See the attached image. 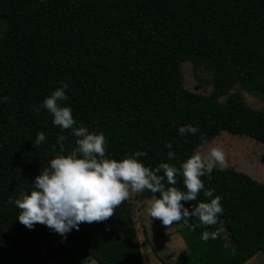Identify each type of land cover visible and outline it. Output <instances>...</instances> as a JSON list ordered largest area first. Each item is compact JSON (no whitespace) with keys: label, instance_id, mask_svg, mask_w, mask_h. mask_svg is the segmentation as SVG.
Returning <instances> with one entry per match:
<instances>
[{"label":"trees","instance_id":"trees-1","mask_svg":"<svg viewBox=\"0 0 264 264\" xmlns=\"http://www.w3.org/2000/svg\"><path fill=\"white\" fill-rule=\"evenodd\" d=\"M185 59L213 70L209 94L183 87ZM61 81L69 85L62 106L72 108L76 127L105 134L110 159L142 151L146 167H180L201 136L209 140L220 130L264 143V111L232 92L239 85L264 99V0H0V264L47 263L66 257L69 246L81 260L135 264L119 241L120 227L131 224L128 200L108 220L83 223L66 238L45 225L25 227L8 203L30 194L59 154L60 135L67 137L65 155L76 146L71 130L55 126L46 109L33 111ZM188 124L200 131L180 135ZM40 132L45 142L35 147ZM201 179L215 189L212 198L222 197L217 224L230 247L219 235L201 238L217 224L189 228L191 264H246L264 254V182L218 168ZM177 181L186 191L183 177ZM210 199L201 191L197 201L182 203L191 211ZM53 242L60 249L43 253Z\"/></svg>","mask_w":264,"mask_h":264},{"label":"clouds","instance_id":"clouds-1","mask_svg":"<svg viewBox=\"0 0 264 264\" xmlns=\"http://www.w3.org/2000/svg\"><path fill=\"white\" fill-rule=\"evenodd\" d=\"M61 86L45 98L42 105L34 107L39 113L46 109L53 116V124L64 130H71L77 139L76 146L65 155L64 142L67 137L60 135L57 144L60 152L50 161V166L42 168L41 175L35 178L30 194L20 193L19 198H9L8 203H14L20 210L19 222L29 229L35 225H45L49 229L66 238L73 229L79 230L83 223L104 222L115 215L114 210L132 194L149 190L159 193V198L153 197L149 202L148 214L159 219L166 227L182 220L187 224L191 218L199 223L189 228L213 226L223 215L222 197L213 194L215 189H205L201 177L209 176L217 165L227 167L225 153L219 147H213L204 154L200 149L184 161L180 167L169 163H161L155 169L146 167L138 158L147 155L136 151L122 161L107 157L108 141L103 132H90L85 126L76 127L72 108L62 106L68 99L66 90L68 83L61 81ZM5 101L8 97L4 98ZM180 135H196L198 127L188 124L179 128ZM206 147L208 141L201 136ZM45 142V134L40 132L34 141L37 147ZM169 149L171 144L166 145ZM175 152L169 151L167 159L172 160ZM163 173L161 175L160 173ZM183 177L186 191H181L174 185L177 177ZM211 198L210 202H198L192 205V210L183 202L197 201L200 192ZM218 231H204L202 239H215Z\"/></svg>","mask_w":264,"mask_h":264},{"label":"rangeland","instance_id":"rangeland-1","mask_svg":"<svg viewBox=\"0 0 264 264\" xmlns=\"http://www.w3.org/2000/svg\"><path fill=\"white\" fill-rule=\"evenodd\" d=\"M180 74L183 87L189 91L207 95L213 84V70L203 61L185 59L181 64ZM233 93L244 97L245 103L255 110L264 111V99L255 93H247L236 85ZM225 98L220 99L223 103ZM206 147L198 143L189 153L192 156L197 149L207 154L211 148L219 147L225 153L227 167L217 165L215 168L232 170L246 174L257 182H264V143L247 135H234L220 130L210 138ZM155 197L149 190L132 194L130 203L131 224L119 229L120 244L126 247L135 264H191L189 247V227L183 220L170 227L163 225L159 219L148 214L149 202ZM221 245L230 247L229 235L221 225H216ZM145 237L147 238L145 241ZM62 243L53 242L52 246H42L43 253L48 248L60 249ZM133 262V263H134ZM184 262V263H183ZM39 264H98L95 261L77 258L75 250L69 246L68 255ZM212 264V263H209ZM246 264H264V254L259 253Z\"/></svg>","mask_w":264,"mask_h":264}]
</instances>
